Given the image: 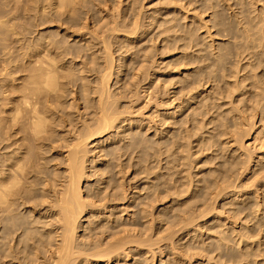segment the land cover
<instances>
[{
	"label": "rangeland",
	"instance_id": "1",
	"mask_svg": "<svg viewBox=\"0 0 264 264\" xmlns=\"http://www.w3.org/2000/svg\"><path fill=\"white\" fill-rule=\"evenodd\" d=\"M81 1L91 4L95 10V19L89 18V14L86 15L85 10L80 7V19L74 20L73 26V23H69L71 19L68 13L63 15V20L60 22L57 17L55 0H0V126L6 116L5 111L9 107L6 103L11 98V91L22 83L23 70L27 65L25 55L29 50H36L39 48V44L44 43L49 46L52 54H62L65 48L71 45L78 46L74 49L86 48L88 44L74 36L69 31L72 30L70 28L80 29L83 38H96V34H102L101 31L106 29L104 27L106 22L110 26L114 18L119 24L118 31L107 36L110 37L108 41L110 40L109 42L114 45L113 57L114 63H116L114 66L117 65L114 67L115 75L110 85L111 91H115L119 96L123 95V98L127 96L123 100L122 97L117 98L120 101L115 105L120 106L117 109L122 112L121 120L126 121L122 124L121 121H117L114 126L119 125V128L91 140L87 147V172L88 175L96 174V178H98L91 177L92 179L84 182L82 187L84 192L93 191L98 185L97 181L102 183L101 179L105 177L101 170L109 169V165L112 164L115 181L118 185H123L125 190L122 187L119 188L120 205L110 202L109 205L107 204L109 206L107 210L101 208L102 210L96 211L95 215L86 214V218L83 219L86 222L82 221L83 226L90 227L91 224H88V221L95 222L99 219L104 221L103 218L105 224H112L113 220L110 215L113 212L116 213L115 221L119 226L115 231L125 228L135 235V241L153 243H150L152 251L148 247L142 246L143 249L142 247L138 248L136 244H131L129 248H133L134 255L130 253L127 261L126 258H122L123 260L120 258L118 264H134L135 262H139V264H145L144 262L146 264H167L171 259L175 264H215V261L220 258L219 256L215 258L219 250L211 252L212 244L218 245L217 235L214 234L216 231L230 228L233 225L226 226L228 224V221L225 220L227 214L223 215V220L221 219V221H226V223L223 222L222 228H218L221 222L214 216L216 212L203 219H197V217L200 213L199 210L202 212L207 208L206 206H213V203H208L209 200L213 202L211 201V194L215 191L211 183L213 178L218 176L222 169L231 170L235 160L248 164L251 171H248L247 175H242V178H238L235 173L231 179L236 181V185H250L257 179L254 184H251L255 186L248 190L243 188L227 190L226 197L214 207L220 205L230 211L232 208L235 209L230 204L234 203L238 206L244 204L248 198H252V202L256 204L255 208L247 210L246 213L249 219L254 220L256 216L257 218L255 221L251 219L252 221L248 222L249 225L251 227L252 225L258 226L259 220H264V211L260 208L258 212L259 206H257L259 192L264 193V173L259 174L260 172H258L261 167H264V0ZM217 21L218 23L222 22L224 28L233 33L228 34L226 31L220 30L216 24ZM136 25L139 26L138 33L129 36ZM209 33L211 37H208ZM130 37L141 41L134 40L133 43H130L127 41V38ZM190 38L194 40L192 44ZM60 39L63 44L57 43ZM193 43L194 48H186L187 45H193ZM74 49L69 48L68 50L72 52ZM101 52L99 53L102 54ZM248 52H253L254 56L256 54L261 56L260 60L257 58L251 60L249 56H246ZM218 53H224L226 58L219 63L217 62ZM78 55H67L62 62L74 73V76L76 75V85L67 86V92L64 93L65 98L63 99V105L67 111L72 113L75 120L82 116L87 117V112L92 116L90 113L92 110L84 109V99L91 102L96 99V95L90 94L88 98L86 96L84 98L83 84L90 81L96 82V76H98V73L92 72H87V75L82 70L84 61L88 63L87 66L90 69L92 68L91 59L76 58ZM237 58L241 63L237 61ZM248 60L250 62H247ZM125 65H128L127 68H124ZM120 68H122L120 70L122 73L119 72ZM237 68L241 71L236 72ZM81 71L87 76L81 74ZM137 72H139L138 75ZM225 73L227 74L225 75ZM234 73H238L239 76L247 75L248 80H245L247 79L245 77L237 76V74L238 79L234 78ZM197 74L199 76L196 80L206 83L204 89L199 87L191 93L188 89L183 90L190 79H194ZM187 75L191 77L189 80L186 79ZM242 84L250 85L241 88L244 86ZM91 85L94 87L93 84ZM235 86H238L239 90L235 89ZM213 89L215 91L210 96L209 93ZM121 91H124L125 94ZM149 93H153L152 97L154 98L150 97ZM168 93L172 94L171 97ZM117 94L116 96H118ZM218 97L221 98L218 99ZM150 98L155 100H150ZM170 99H175V103H172ZM119 102L121 103L119 104ZM171 104H173V108ZM168 105L171 106L170 109H168ZM196 109L198 110L196 111ZM212 110L215 112L213 113ZM128 111L130 114H123ZM244 111L245 118L242 117L243 115L240 116ZM170 115H174L173 118ZM170 119L171 121H169ZM214 120L218 124L217 127L211 124V121ZM205 122H208V126L204 125L207 124ZM188 131L191 134H188ZM227 133H232L234 136ZM124 135H126V139ZM134 137L139 138V142L131 145ZM174 137L178 139L177 144L184 147L179 148L182 149V153L172 146ZM173 150H176L175 153ZM54 152L51 154H57L56 150ZM59 154L61 155V153ZM173 159L174 163L170 161ZM93 161H96V164ZM250 161H252L251 165ZM173 165L178 168L174 169ZM95 168L99 169V172ZM176 169H182L180 171H183L182 175L185 177H181L184 185L179 186L177 190L173 188L174 180H172L174 179L172 170ZM109 179L107 178L106 181L109 182ZM207 182L210 183L209 187ZM106 184L101 185V188H104ZM126 186L130 188V191ZM169 190L171 191L168 192ZM211 190L213 193L209 194L208 192ZM109 192L110 190L107 191V193ZM124 197L128 201L125 202ZM205 203L208 204L205 206ZM100 211L103 215L96 219L92 218V216H98ZM184 212L189 213L184 215ZM245 215L242 216L245 217ZM248 218L238 221L235 230H241ZM85 230L86 228L80 229L77 237L81 235L88 237ZM174 232L177 234L172 236ZM109 234L106 235L107 241L110 240ZM235 237L227 239L232 244H227V241L222 242L224 250L229 247L239 250L243 247L238 244V237ZM79 240L81 241V239ZM262 241L264 240L262 239ZM255 242L258 241L255 240ZM263 247H261L262 250H264ZM180 249L182 252L188 251L185 254L189 255L190 259L186 256L182 258H187L181 260L183 262L179 259H176L178 261L174 260L176 256L181 258ZM147 250L151 252L146 255ZM153 252L156 254L154 262L151 258ZM110 264H117V261L113 260Z\"/></svg>",
	"mask_w": 264,
	"mask_h": 264
},
{
	"label": "bare ground",
	"instance_id": "2",
	"mask_svg": "<svg viewBox=\"0 0 264 264\" xmlns=\"http://www.w3.org/2000/svg\"><path fill=\"white\" fill-rule=\"evenodd\" d=\"M79 3L80 6H78ZM211 3L213 4V2ZM55 6L57 10V17L58 19H60V22H62L61 20H63L62 18L65 13H68L69 18L71 19V22L69 23H73L74 20L80 19L81 16L80 7H82L85 10L86 15L89 14V18L95 19V10L88 2L85 3L81 0H55ZM106 23H105L106 26H104L106 29L102 28L104 31H101L102 34L101 33L99 34L101 36L96 34V38L94 37L83 38V34L80 33V29L75 27L76 29L70 28L72 30H69L67 28L69 31H71V33L74 36L79 37L82 41L88 44L86 48L80 47L81 49L79 48L74 49V47H78V46L71 45L69 47H66L62 54H52L50 52L51 49L49 48V46L45 45L44 43V44H39V48L36 50H29V52H27L25 55L27 65L23 70L24 76L22 79V83L19 87L11 91L10 93L11 98L8 99L6 103L9 107L5 111L6 116L4 117L2 126H0V264H110L113 260L117 261L118 264V260L120 258L121 259L126 258V261L128 260L130 253L133 252V248H129L131 244H136L138 248L142 246L148 247L150 250L152 248L151 244L153 243L151 242L135 241L134 240L135 235L128 229L121 228L120 230L115 231L116 229L119 228V226L117 221H115L117 219L116 213L114 214L113 212L110 215V218H112L113 220L112 224H108V223L105 224L104 223L105 219L103 218L104 221L100 219L97 221L95 220V222L88 221V224L89 223L91 224L90 227L83 226L84 224L83 222H86L83 221V219L86 218L85 217L86 214L95 215V212L100 210L101 208H103V210H107L110 202H112L111 204L114 203V205L115 202L116 204L120 205L121 201L119 199L120 198L119 188L120 187L123 188V185L121 184L118 185V183L115 181L114 167L112 164L109 165V169L101 170L103 176L105 177H103V179L100 178L102 180V183H99V180L97 181L98 185L93 191L91 192L89 191L88 193L84 192L82 187V184L84 182H88V180L91 177L94 178L93 176H95L96 178V174L88 175L87 165H86L88 159L87 147L90 144L91 140H93V138L95 137L96 138L101 137L103 134L108 133L113 129L119 128V125L114 126L117 121H121V124L126 121V120L125 121L121 120V116H123L122 112L118 111L117 109V107L120 106H118V104L117 106L115 105L118 101H120V99L118 100L117 98L122 97L123 100L127 96L123 98L124 96L121 95L122 93L125 94L124 91L123 92L121 91L122 92L120 94L121 96L115 93V91H111L112 87L110 85L111 80L115 75L114 67L117 65L114 66V64H116L114 63L115 59L113 57L114 45H112L109 42L110 40L108 41V38L110 37L107 36L112 32L118 31L117 26H119V24L115 21L114 18L110 26L108 22ZM216 24L220 27V30L226 31L228 34L233 33L232 31H228L227 29H225L222 22L218 23L217 21ZM138 31H139V26L136 25V27L131 31V34L129 36L136 35ZM209 36L210 33L208 37ZM134 40L138 41L132 37L127 38V41H129L130 43H133ZM192 41L194 42V40L191 39V44ZM57 43L63 44L62 39L58 40ZM196 45L197 43L195 44V46ZM69 48H72L74 50H72L71 52L68 50ZM186 48H190V49L194 48V43L193 45H187ZM99 52H101L102 54H100ZM229 52L231 53V51ZM74 54L77 55L79 54L78 56H76V58L78 57V58L91 59V64H92L91 69L90 67L87 66L88 63L86 61L83 62L84 69L82 70L85 71L86 74L87 72L98 73L97 74L98 76H96L97 77L96 82L93 83V81L92 82L88 81L89 83L83 84L84 98L85 96L88 98L90 94L96 95V99L91 100V102L90 100L88 101L87 99H84L85 102L84 109L86 111L92 110L90 111V113H92V116L91 114H89V112H87L88 115L87 117L82 116V118L83 117L86 118L84 119L80 118L77 120L74 119L72 113L67 111L66 107L63 105V99L65 98L64 93L67 92V86L71 84L74 86L76 85L75 83H77V81H75L76 75L74 76V73L71 72V70L67 67V65L62 64V62L67 55H74ZM242 54L239 55L241 56ZM243 56L244 55H242V57ZM246 56H249L251 60L252 58H257V60H260L261 57L259 55L257 56V54L255 55L256 56L255 57L253 55V52L250 53L248 52ZM196 58L198 59L200 57H196ZM225 59L226 58L224 53L219 54V56L217 57V62L219 63L221 61H224ZM239 60L240 59L237 58V61ZM247 62L250 61L248 60ZM239 63L241 62L239 61ZM127 66L128 65H125L124 68H127ZM88 68L90 69L89 71L86 70ZM238 68L241 69L240 67ZM238 68L236 72H238L239 70ZM121 69L122 68L119 69V72L122 73V71H120ZM83 71H81V74H84ZM138 74L139 72H137V75ZM226 74L227 73H225V75ZM236 74L237 76H239L238 73H234L233 74L235 75L234 78L238 79ZM198 76L199 75L197 74L193 79L189 75H187L186 79L188 80L189 78L191 79L187 83V85L183 88V90L188 89L189 93H191L193 90L199 89V87L204 89L206 83L204 84L202 80H196ZM246 76H239V77L247 78ZM85 77L83 78L86 80L87 77L86 78ZM87 79L89 80V78ZM245 80H248V78ZM210 81L212 80L210 79ZM241 83L243 82L241 81ZM91 84H93L94 87H91L92 86ZM249 85L250 84H246V86L244 85L241 88H246L247 86L249 87ZM173 87L175 88V86ZM228 89L230 90V88ZM235 89L239 90V87L235 86ZM214 91L215 90L213 89L212 92L209 93L210 96ZM116 94L119 97L116 96ZM152 96H154L153 93L150 94V97ZM173 97L176 98V96ZM215 97L212 98L214 99ZM152 98H150V100H155ZM220 98L221 97H218V99ZM172 100L170 99L172 103H175L174 101L176 100L175 99L173 101ZM207 101L208 99L206 100V102ZM120 103L121 102H119V104ZM215 104L217 105V102ZM171 106L173 108V104H171ZM171 106L168 105V109H170ZM77 107L79 108L78 105ZM197 110L198 109H196V111ZM77 111L79 112V110ZM128 112L123 114H130V112L129 113ZM214 112L215 110L213 111V113ZM244 114L245 111L244 113L242 112L240 116L243 115L242 117L245 118ZM171 116L172 115H170V117ZM200 117L203 116L200 115ZM217 117L219 118V115ZM169 121H171V119ZM214 121H211V124H213L214 127H217L218 124H216V121L215 122ZM188 123H190V121H188ZM205 123L207 124L204 125L208 126V122ZM188 134L191 133L189 132ZM230 134L232 135V133H229L228 135ZM120 137L122 136L120 135ZM125 137L126 135H124V138ZM138 142H139V138L134 137L132 138L131 145ZM177 142L178 139L177 138L175 139L174 137L172 140V146L176 150L182 147L180 146V144H177ZM198 144L200 143L198 142ZM55 150L57 154L55 155L51 154L52 152L55 153L54 152ZM176 150H173V152L175 153ZM179 151L181 152L182 149L181 150L179 149ZM59 153H61V155ZM170 161L174 163V159L173 161L172 160ZM93 162L95 163L96 161ZM251 162L252 161H250L249 164ZM232 164L233 167H231V170L222 169L220 170L218 176L213 178L211 183L212 186L215 188V191L213 190L214 193L212 192V190L211 192H208L209 194L213 193L211 194L212 197L209 196L211 197V201L213 202H210V200L208 202V203H213V206L211 207L206 206L208 203L207 204L205 203V206L207 208L206 209L204 208L205 210L202 212L197 208L200 212L197 219L206 218L211 213L216 212L214 216H216L217 220L221 222V223L218 222L219 223L218 228H222L223 222L225 220L228 221V224H226V226L233 225L230 228L221 231H216V234H214L217 235L216 239L218 240V245L217 246L216 244H212V246L210 245L212 249L211 252L215 251L216 249L219 250L218 255L215 256V258H217L218 256L220 258L217 259V261H215V264H264V250L261 249V247L264 246V241H262V239L264 240V235H263L264 220L263 221L259 220L260 224L258 226L252 225L251 227L249 223L253 219L252 218L249 219L248 214L246 213L247 210H254L253 208H255L256 204L252 202V198H248L247 201H244L245 202L244 204L238 206H236L234 203L230 204L231 206L235 207V209L232 208L230 211H228V209H224L223 207H220V205L219 207L216 208L214 207L216 204H218L220 200H223L226 197L225 193L227 190L230 189L238 190V188H243L245 190H248L251 187L255 186L251 184H254L257 181V179L255 180V182H252L250 185L249 184L236 185L235 183L236 181L232 180L234 174L236 173L238 175V178L240 177L242 178V175L244 174L247 175V173H249L248 171H251V168H249L250 166L248 164L241 163L240 160H235ZM175 168L178 167L174 166V169ZM96 170H98L97 172H99V169ZM180 170L182 169L172 170L174 171L172 172L174 177V179L172 180H174L173 188L175 190H177L179 186L184 185L181 177L183 178L185 177L182 175L183 171ZM239 170L241 171L240 173L238 172ZM258 172H260L259 174L264 173V167H261L258 170ZM107 178H110L109 182L106 181ZM190 179H192V176H190ZM103 184L106 185L104 188H101V185ZM209 184L210 183L207 182L208 187L210 186ZM124 188L123 190H125ZM128 189L130 191V188H127V190ZM108 190H110L109 193H107ZM170 191L171 190H169L168 192ZM259 193L260 194L257 193L258 194L257 206H259L258 212L260 211V208L262 209V211H264L263 208L264 193H262V191ZM260 195L262 196L261 198ZM240 197L243 196L240 195ZM123 199H125V202L128 201L126 200V197H124ZM235 199L237 200L238 198L236 197ZM206 201H208L207 198ZM195 211L197 212V210ZM105 212L108 213L107 211ZM187 213L184 212V215ZM243 214H246L245 217L242 216ZM100 215H103L102 211L98 213V216L96 217L92 216V218L96 219L97 217H100ZM223 215H226L227 217L225 216L226 217L225 220L221 221ZM241 217L243 218L241 219ZM246 218H248L247 219L248 221H246L245 223L244 221H242L245 226H243L241 230H235L236 228L235 226L237 222ZM255 218H257V216ZM255 218L253 221L256 220ZM226 221L224 223H226ZM83 228H86L85 231H87L88 237L82 235L77 237L78 231ZM108 233H110L109 241H107V236H106ZM174 234L176 235L177 233L174 232L172 236H174ZM172 236H170V239H172ZM233 236L238 237L239 239L238 244L243 245V247L240 248L239 250H236L233 247H229L228 249L224 250L222 242L227 241V244H229L230 241H228L227 239ZM79 239H81V241ZM259 239L261 240L259 241ZM255 240H257L259 243L255 242ZM150 250L149 251L147 250L145 254L146 255L149 254L152 251ZM187 252L185 251L182 252L181 250V258L176 256L174 260L179 259V261H181L187 259V258L182 259L186 256L189 257V255H186ZM151 258H152V262H154L156 259V254L154 252ZM188 259H190V257ZM172 261L173 260L171 259L170 261L167 262V264H175ZM144 263L146 264V262ZM134 264H139V262H135Z\"/></svg>",
	"mask_w": 264,
	"mask_h": 264
}]
</instances>
